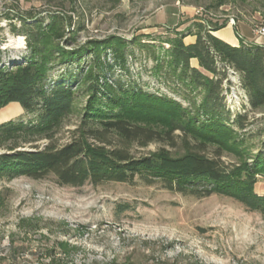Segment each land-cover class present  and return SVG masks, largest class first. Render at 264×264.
<instances>
[{
  "label": "trees",
  "instance_id": "trees-1",
  "mask_svg": "<svg viewBox=\"0 0 264 264\" xmlns=\"http://www.w3.org/2000/svg\"><path fill=\"white\" fill-rule=\"evenodd\" d=\"M112 2L116 8L121 0ZM229 2L218 0L216 6ZM28 15L22 19L30 51L27 58L6 65L5 41L0 39V111L18 104L35 119L0 124L1 179L53 176L60 186L75 188L107 183L160 184L185 196H226L250 211L264 213V194L256 191L264 181V129L260 149L250 153L237 134L248 127V117L238 115L231 121L223 87L232 70L239 75L251 109H264V45L242 42L234 47L214 36L228 21L216 26L210 19L205 20L207 25L197 22V41L190 45L184 42L190 32H178L179 39L170 52L173 76L203 94L200 104L192 100L186 107L175 98L139 85L121 79L110 81L117 65L129 72L128 43L123 39L89 41L67 50L60 41L72 47L80 31L69 30L70 19L54 15L45 26L42 18ZM30 19H35L34 23L29 24ZM68 32L71 36L66 38ZM109 52L113 64L108 62ZM193 59L201 69L191 65ZM56 69L59 73L53 75ZM87 84L89 100L80 121L69 141L59 144L56 138L74 114L78 95ZM42 141H46L43 147L38 145ZM151 144L166 147L139 156L133 151ZM226 156L237 162L226 163ZM3 206L0 195V211ZM118 210L123 213L129 207Z\"/></svg>",
  "mask_w": 264,
  "mask_h": 264
},
{
  "label": "rangeland",
  "instance_id": "rangeland-1",
  "mask_svg": "<svg viewBox=\"0 0 264 264\" xmlns=\"http://www.w3.org/2000/svg\"><path fill=\"white\" fill-rule=\"evenodd\" d=\"M229 1L217 7L218 0H121L114 8L112 0H0L5 63L22 61L30 54L22 22L28 12L42 18L45 26L52 16H65L72 22L70 31L80 29L74 46L60 41L67 50L112 37L128 43L129 72L117 65L110 81L139 85L186 107L192 100L200 104L202 90L192 91L179 83L170 66L172 45L179 39L176 25L183 17L179 11L194 8L195 19L206 25V19L213 20L214 26L225 21L231 24L233 19L251 28L264 26V0ZM35 19L27 22L32 24ZM240 31L243 37H254L243 27ZM108 62L114 63L110 52ZM58 73V69L53 71V75ZM228 76L223 84L224 102L232 122L238 115H247L248 127L237 134L254 154L262 143L264 109L252 110L239 75L229 71ZM87 87L82 86L76 110L56 138L59 144L69 141L80 121L89 100ZM17 105L0 111V118L35 119ZM45 142L38 145L43 147ZM164 147L151 144L133 151L139 156ZM224 160L237 162L233 156ZM256 191L264 194L263 180ZM0 195L4 205L0 211V264H264V213L250 211L226 196L196 198L141 182L75 188L60 186L53 176L43 180L0 178ZM120 206L129 210L120 213Z\"/></svg>",
  "mask_w": 264,
  "mask_h": 264
},
{
  "label": "crops",
  "instance_id": "crops-1",
  "mask_svg": "<svg viewBox=\"0 0 264 264\" xmlns=\"http://www.w3.org/2000/svg\"><path fill=\"white\" fill-rule=\"evenodd\" d=\"M179 12L183 15V17L182 22L178 21V24L176 25L177 32L189 31L190 34H187V36L184 38V42L187 45L194 44L197 41V36L194 34L195 24L199 22L198 19H195L197 16V11L194 8H182ZM241 27L245 28V30L253 32V28H251L248 23L239 21L236 23V25L227 24L225 27L213 32V35L234 47L240 46L242 42L256 43L255 36L252 38L241 36ZM262 41V44H264V40ZM191 64H193V67L195 68H200L199 62L196 59H193ZM7 120L8 118H0V124L6 122Z\"/></svg>",
  "mask_w": 264,
  "mask_h": 264
},
{
  "label": "built area",
  "instance_id": "built-area-1",
  "mask_svg": "<svg viewBox=\"0 0 264 264\" xmlns=\"http://www.w3.org/2000/svg\"><path fill=\"white\" fill-rule=\"evenodd\" d=\"M231 24L232 25H235V20H231ZM253 34L254 36L256 37V43L257 44H260V45H264L262 44L264 40V26L263 25H260V26H254L253 28ZM231 73L237 75L235 72H233L232 70L230 71ZM239 82H240V86H241V81H240V78H239Z\"/></svg>",
  "mask_w": 264,
  "mask_h": 264
},
{
  "label": "bare ground",
  "instance_id": "bare-ground-1",
  "mask_svg": "<svg viewBox=\"0 0 264 264\" xmlns=\"http://www.w3.org/2000/svg\"><path fill=\"white\" fill-rule=\"evenodd\" d=\"M17 109H20L21 107L19 105L16 106ZM11 110V108L9 109V111Z\"/></svg>",
  "mask_w": 264,
  "mask_h": 264
}]
</instances>
